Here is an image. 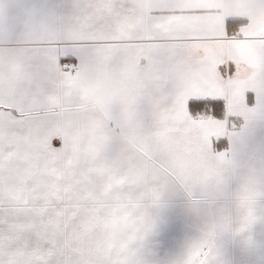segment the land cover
Here are the masks:
<instances>
[{"label": "snow or ice", "instance_id": "snow-or-ice-1", "mask_svg": "<svg viewBox=\"0 0 264 264\" xmlns=\"http://www.w3.org/2000/svg\"><path fill=\"white\" fill-rule=\"evenodd\" d=\"M95 2L44 4L32 12L48 11L53 18L70 13L78 15L79 10ZM186 3L189 0H152L153 7L142 21L141 34L134 38L108 31L110 18L99 10L90 39L78 41L82 47L75 50L74 63H80L85 57L102 56L110 45L125 39L143 45L189 43L199 39L195 35L165 31L170 20L176 23L173 18L204 11L183 7ZM248 10L249 23L253 19L259 21L264 14V0H248ZM25 26L24 22L10 26V38L0 43L14 47L15 33ZM239 26V20L231 22L229 32H236ZM238 39L258 42L259 67L243 86V110L229 112L226 96L188 101L193 114L210 105L216 117L225 119L224 131L212 138L213 154L219 157L217 167L223 170L220 178L198 180L192 185L194 190L211 194L215 199L213 219L199 226L198 234L178 252L165 258L160 257L151 238L170 194L156 192L153 201L157 214L147 211L135 199L143 190L144 181L134 163L110 143L104 144L99 152L76 156L67 167L52 163L47 171L41 168V162L49 160V152L41 153L38 158L22 159L20 150L29 122L14 102L0 103V264H228L223 244L227 237L264 255V239L257 240L255 233L257 224L264 225V157L259 163L239 158L241 147L258 128H264V34L249 36L239 32ZM98 48L102 52L98 53ZM163 55L164 63L150 98L130 100L127 112L113 111L107 120L109 128L127 133L145 149L143 154L154 168L167 165L171 159L170 150L157 144V134L167 110L177 104L172 91L175 79L169 78L166 72V66L174 63L176 57L166 52ZM68 59L71 57L62 63ZM228 64L222 74L223 71L235 74V62ZM10 78V73L0 68V99ZM14 95L34 97L37 114L55 106L48 89L36 80H17ZM72 103L75 107L82 101L77 98ZM6 114L15 119L6 118ZM238 120L243 123L238 124ZM238 128L240 131H235ZM225 138L233 147L220 151ZM55 144L60 145L61 141L57 139ZM100 161L104 162L103 167L98 166ZM133 205V214L141 216L142 222L128 227L122 217Z\"/></svg>", "mask_w": 264, "mask_h": 264}, {"label": "crops", "instance_id": "crops-1", "mask_svg": "<svg viewBox=\"0 0 264 264\" xmlns=\"http://www.w3.org/2000/svg\"><path fill=\"white\" fill-rule=\"evenodd\" d=\"M47 1L0 0V41L10 38V26L17 22L26 25L15 33L14 47L0 43V68L11 76L0 103L14 102L29 122L21 158H38L41 153L49 152V160L41 162V168L47 171L52 163L67 167L78 155L99 152L106 143L116 145L134 163L144 181L143 190L135 199L147 211L157 214L153 201L156 192L170 194L151 241L161 258L178 252L198 234L199 226L213 219L215 199L211 194L194 190L192 185L211 177L219 179L223 171L217 167L219 157L213 154L212 138L224 131L225 119L206 114L193 116L188 101L226 96L229 112L243 110V86L259 67L258 42L241 40L238 36L239 32L249 36L264 34V14L259 21L253 19L249 23L246 19L250 15L248 0H189L183 7L204 11L173 18L176 23L170 20L165 31L195 35L199 39L164 45L121 40L95 59L85 57L78 64L71 61L79 68L73 75L61 64L65 58L75 59V50L82 45L59 36L56 29H41L38 15L32 10ZM75 2L77 0H50L49 4L63 6ZM152 7V0H96L92 6L79 10L78 15L81 18L96 16L103 10L111 21L108 31L134 38L141 34L142 21ZM42 12L46 22L58 20V16L53 18L48 11L41 10L37 14ZM66 15L67 20L73 21L77 14ZM59 18L61 20V15ZM230 20L242 21L236 33L229 32ZM97 52H102V48ZM165 52L176 57L174 63L166 66V72L169 78L175 79L172 91L177 104L169 107L157 134V144L170 150L171 159L167 165L154 168L143 154L145 149L127 133L109 128L107 120L113 111L127 112L130 100L150 98ZM228 62H235V74L229 71L222 74V70L229 67ZM17 80H36L48 89L55 106L37 114L34 97H15ZM77 98L82 103L74 107L72 102ZM6 118H9L7 114ZM57 139L60 145L55 144ZM232 147L225 138L220 151ZM261 157H264V128H258L239 153L244 162L259 163ZM103 164L100 161L98 166L103 167ZM134 211L135 205L122 217L128 227L142 222V217L134 215ZM255 233L257 240L264 239V225L257 224ZM223 244L228 264H264V255L258 249H247L231 237L225 238Z\"/></svg>", "mask_w": 264, "mask_h": 264}, {"label": "rangeland", "instance_id": "rangeland-1", "mask_svg": "<svg viewBox=\"0 0 264 264\" xmlns=\"http://www.w3.org/2000/svg\"><path fill=\"white\" fill-rule=\"evenodd\" d=\"M49 1L46 4H49ZM36 15H38L37 18L40 20L39 25L43 31L44 28L48 30H50L49 28L52 30L56 29L59 36L76 42L90 39V33L93 30L92 27L94 26L95 19V16L91 15H86L84 18L75 15L74 20L70 21L66 19L68 15H61V20L58 16V20L54 21L50 19L46 22L43 12L36 13Z\"/></svg>", "mask_w": 264, "mask_h": 264}, {"label": "trees", "instance_id": "trees-1", "mask_svg": "<svg viewBox=\"0 0 264 264\" xmlns=\"http://www.w3.org/2000/svg\"><path fill=\"white\" fill-rule=\"evenodd\" d=\"M233 21H236V20H230L229 21V24L231 23V22H233ZM240 21V26H241V24H242V21L241 20H239ZM240 26H239V28H240ZM229 28V27H228ZM238 28V29H239ZM238 31V30H237ZM236 31V32H237ZM236 32H232V33H236ZM75 59H73V58H71V59H69V61H74ZM226 108H227V106H226ZM193 116H197V115H200V114H206V115H211L212 117H214V118H216V119H219V120H222V119H224L223 117H216L214 114H213V112H212V110H211V106L210 105H208V106H206V108L205 109H203V110H201V111H198V112H196V113H191Z\"/></svg>", "mask_w": 264, "mask_h": 264}, {"label": "built area", "instance_id": "built-area-1", "mask_svg": "<svg viewBox=\"0 0 264 264\" xmlns=\"http://www.w3.org/2000/svg\"><path fill=\"white\" fill-rule=\"evenodd\" d=\"M61 67L73 75L77 74L79 71L78 66L71 61H68L67 63H62Z\"/></svg>", "mask_w": 264, "mask_h": 264}]
</instances>
